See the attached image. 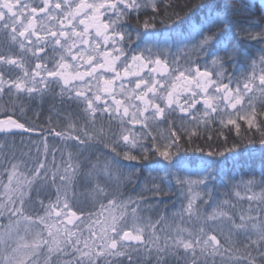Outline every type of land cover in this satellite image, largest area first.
Returning <instances> with one entry per match:
<instances>
[{
    "label": "snow or ice",
    "instance_id": "6c2138e0",
    "mask_svg": "<svg viewBox=\"0 0 264 264\" xmlns=\"http://www.w3.org/2000/svg\"><path fill=\"white\" fill-rule=\"evenodd\" d=\"M175 7L172 0H0V133L7 137L15 129L35 130L13 118L18 106L23 113L25 101L58 95L61 103L77 109L60 131L49 129L65 147L71 141L77 152L65 158L61 151L57 163L56 150L45 144L44 159L38 151L27 175L11 161V171H0V217L9 221L0 225V264H168L169 257L184 264H216V257L221 264H264V0H197L185 5L187 11ZM172 48L183 57L171 56ZM133 65L148 71L132 72ZM158 71L159 80L152 75ZM105 74L113 75L105 79ZM181 78L183 87L177 91ZM189 91L180 104V95ZM200 100L202 109L197 108ZM105 118L107 130L103 124L97 128ZM212 125L219 127L215 137ZM225 129L228 134L235 130L231 142ZM257 136L259 179L252 155ZM98 145L105 150L103 158L96 155ZM6 147L5 140L0 155ZM92 149L95 159L86 155ZM154 157L159 159L149 165L151 187L135 199L122 198L118 182L123 169H128V182L133 177L139 182L142 175L123 161ZM249 160L253 165L243 173L246 180L225 171L229 162L234 169ZM81 178L87 189L83 195L93 207L73 210ZM257 187L258 193L253 191ZM218 188L231 189L237 201L247 199L248 208L237 212L236 204L224 199L204 215L196 204L201 191L212 199ZM177 189L194 194L174 215L183 221L187 214L198 227L177 224L161 237L156 230L165 219L161 216L149 221L146 227L152 231L145 236L138 209ZM33 192L44 212L35 219L25 212ZM105 210L108 216L101 222ZM53 212L56 220L49 224ZM62 218L67 224L78 221V229L88 225L89 239L82 247L81 237L66 226V235L60 236L56 224ZM22 221L31 240L20 235ZM37 222L44 227L33 232ZM92 223L100 225L98 233ZM233 236H243L244 242Z\"/></svg>",
    "mask_w": 264,
    "mask_h": 264
},
{
    "label": "trees",
    "instance_id": "16d2710c",
    "mask_svg": "<svg viewBox=\"0 0 264 264\" xmlns=\"http://www.w3.org/2000/svg\"><path fill=\"white\" fill-rule=\"evenodd\" d=\"M258 3L259 0H256ZM172 3L176 6V11H181L187 9L185 8V5L188 7H191L195 3H197V0H172ZM138 43L135 36L133 35V47ZM184 55L183 52L178 51L175 48L171 49V56H177L178 58H182ZM171 56L169 59H171ZM184 65L181 63L180 67L182 68ZM187 66V65H186ZM232 70L229 69V72ZM60 89L59 87H56V93H59ZM7 99V97H5ZM77 111L76 106L71 103H61L60 97L56 95L55 97L48 95L45 97L43 101H41L39 98H37L34 102H24V111L21 113L19 111V106L17 108L16 114L14 117L16 119H19L21 123H25L26 127H33L34 131H29L27 133L25 132H14V135H9L7 137L4 136V134L0 133V144H3L5 140L7 141V147L5 148L4 152L5 155H0V171L7 170L11 171V163L19 164L20 167L18 168V173H23L24 175H27V168H30L33 164V161L35 160L37 156V152L39 151V158L41 160L44 159V151H45V144H47L48 149L56 150V162H60V152L64 151L65 158H67V153L69 151L75 153L77 152V149L73 146H71L72 142L69 141L67 144L68 147H65L66 142L62 140L60 137H56L54 133L49 132V129L55 127L56 131H60L62 128H64L66 120L68 118L69 113H75ZM183 115V114H179ZM82 123V121H81ZM243 125V128H246L247 125L243 124V122H240ZM103 124L105 130H107L108 127V121L107 119H103L102 121H97V128L100 127V125ZM187 124V122H186ZM189 128L192 127L191 124H187ZM201 131H203V126H201ZM219 127L218 125H212V132L210 133L214 137L218 135ZM226 135H229V140L231 142V139L235 137V130H233L230 134H228L227 129L224 130ZM222 142V137L220 138ZM257 143L254 145V147L257 149L252 155L255 157L254 160V167L256 172V178L259 179V174L261 171V164H260V152H259V143H258V136L256 137ZM197 143H203V141H197ZM98 147L101 149L99 153H96V155L101 156L103 158L104 151L102 145H98ZM95 152V149L90 150L89 153L86 155L91 156L92 159H95V156H92L91 154ZM247 155V154H246ZM52 157L49 156L48 160L51 161ZM159 159L158 157H154L149 161H123V164L125 165H135L137 168L141 170V179L139 182L136 181L135 177L132 178L131 182H128L126 179L128 169L124 168V176L121 177L119 183V191L122 193V198H127L128 196H132L134 199L137 198L138 194L142 191H147L149 187H151V183L148 180L149 177V165L152 163V160ZM253 162L249 160V163L246 165H236L235 168H232L231 162H229L228 167L225 168V171H229L230 169L235 173L237 181L241 179H248V177L244 176L243 173L249 171L250 167H252ZM7 171L3 172V180L4 183H7ZM153 176L156 174L153 172ZM24 176H21V179H23ZM112 187L115 189L117 187V182H112ZM77 191L81 195H79V203L74 207V210H76V207H82V208H92L93 203L91 198L85 199L83 193L87 191L85 187H83V179L78 183ZM242 195L245 194L244 189H240ZM255 192H259L260 188L257 187L253 189ZM202 196L197 199L196 204L200 211L207 215L212 212L213 207L216 206V204L220 203L224 199H229L233 203L236 204V211H242L246 210L248 208V201L247 199L243 201H237L235 197L233 196L231 189H224V188H218L212 193V199H209V197L205 194V192L201 191ZM33 197V203H29L28 206L25 209V212L27 215H36L37 213H41L43 210L39 208L37 204L34 203V201L37 199L35 196V192L31 193ZM189 196V193L185 190L183 193H181L178 189L175 191H168L164 194H161L157 196L155 199L151 200V203L148 205H142L141 209L143 211L144 217L153 223H155L161 216L165 217L163 221H161L160 224L156 225L157 235H160L161 237L164 236L165 233H173V230L175 229L177 224H180L181 227L184 225H190L194 220L189 223L187 216L184 215L183 221H181V218L179 216L174 215V213H177L181 210V206H186L187 199L186 197ZM41 199L44 197L41 196ZM54 200V197H53ZM204 201H207V203H204ZM47 202V201H45ZM99 207L98 205L96 206ZM79 213V212H78ZM15 219V218H14ZM9 223L8 219L5 217H0V225H7ZM24 223H22L23 225ZM24 226V225H23ZM191 226V225H190ZM193 227H198L193 225ZM163 228L164 231H160V229ZM23 229H21L22 231ZM37 227L33 228L32 231H36ZM152 230L149 228L145 232V236H147ZM31 235V234H29ZM233 239L238 241L240 244L244 242L243 236H233ZM83 241L81 240V247H82ZM161 243H163V240H161ZM255 255V253H253ZM180 256L183 257V250L181 249ZM66 259H71V257H66ZM154 264V261H153ZM168 264H184V261L181 259L179 262L176 257H169L168 258ZM211 264V262H210ZM216 264H221L220 257H216Z\"/></svg>",
    "mask_w": 264,
    "mask_h": 264
},
{
    "label": "rangeland",
    "instance_id": "374dc122",
    "mask_svg": "<svg viewBox=\"0 0 264 264\" xmlns=\"http://www.w3.org/2000/svg\"><path fill=\"white\" fill-rule=\"evenodd\" d=\"M186 67H187V66L184 65L182 68H186ZM193 70H194V67H193ZM201 70H203V69H201ZM131 71H132V72L141 71V74H146L147 71H148V69L145 68V69H142V70H141V69L138 68L136 65H133ZM170 71H172V67H171V66H169V72H170ZM177 74H178V73H177ZM110 75H113V74H105V79L108 78ZM152 75L155 76L156 79H158V80L161 79V75H160V72H159V71L156 72V73H153ZM165 75H167V73H165ZM121 77H124L123 70H121ZM86 79H87V78H86ZM127 79H132V80H134V77L129 76V77H127ZM177 83H178V89H177V91H179V90L183 87V83H184V82H183V78H181V81H180V82H177ZM77 84H79V82H77ZM93 84H95V81H93ZM116 84L118 85V84H119V81H117ZM104 87H105L104 80L101 79L100 82H99L100 94L102 95V101H101V103H103V97L106 95V94L103 92ZM127 87H129V88H133V87H134V83L131 84V85H128ZM93 90L95 91V89H93ZM115 91H116L117 93H119V88L116 87V88H115ZM174 95H175V93H174ZM190 95H191V92H190V91H189V92H184V93H183L182 95H180V97H179V103H180V104H183L185 97H186V96H190ZM116 98H117V99H122V97H121L119 94L116 96ZM108 102H109V103L112 102V101H111V98L108 99ZM184 106L187 107V105H184ZM202 106H203V100H200V103L197 104V108H198V109H202ZM179 114H183V113H179ZM146 115H147V114H146ZM139 127H140L139 125L136 126L137 129H139ZM194 191H199V190H194ZM192 194H194V193H189V196L192 195ZM251 194H252L251 192L247 193V195H251ZM201 196H202V193H201L200 197H201ZM200 197H199V198H200ZM199 198H198V199H199ZM73 210H74V209H73ZM138 212H139V215L142 217V221H141V225H140V226L145 227V232H146V230L149 229L148 227H146V225H148L149 221L144 217L142 209H138ZM77 214L79 215V213H77ZM117 214H118V210H117ZM39 215L43 216V215H44V212L42 211L41 213H39ZM185 215L187 216V214H185ZM31 216H32V215H31ZM35 216H36V215L33 216L34 219H35ZM106 216H108V211H107V210H105V211L102 213V215H100L99 219L101 220V222H103L104 217H106ZM55 220H56L55 212H53L52 217H50V218L48 219V223L51 224V223H53ZM193 220H194V222H192V224H190L191 226H190V225H184V226H182V227L189 228V229H195V227H193V225L197 226V225H198V222H196L195 218H193ZM22 223L25 224V223H27V222L22 221ZM22 223H21V229H23V225H24V224L22 225ZM77 223H79V222H78V221H74L73 224H67V219H66V218H62V223H57V224H56V227L61 229V231H60V236L63 238V237L66 235V234L64 233V231H63V228L66 226L68 229L72 230L77 236H80L82 241H84L85 239H89L88 225H87V224L80 225V228L78 229V228L75 227V225H76ZM129 223H131V217H130V216H129ZM43 227H44V225L39 224V223L37 222V230H36V231H38L39 229H42ZM91 227H92V230L95 231V232H97V233H98L99 230H100V225H98V224L92 223ZM81 229H83L82 232H81ZM53 231L55 232V229H53ZM20 235H22V236H26V239H28V240H31V238H32L31 235H29V234L26 235V234L23 232V230L20 232ZM45 235H47V232H45ZM74 238H75V237H73V239H74ZM90 243H91V241H90ZM13 246H15V244H13ZM82 246H83V243H82Z\"/></svg>",
    "mask_w": 264,
    "mask_h": 264
},
{
    "label": "water",
    "instance_id": "95a60500",
    "mask_svg": "<svg viewBox=\"0 0 264 264\" xmlns=\"http://www.w3.org/2000/svg\"><path fill=\"white\" fill-rule=\"evenodd\" d=\"M13 118H15V117H13ZM18 131H22V132H24V131L21 130V129H15V130H14V132H18ZM25 133H27V132H25Z\"/></svg>",
    "mask_w": 264,
    "mask_h": 264
}]
</instances>
